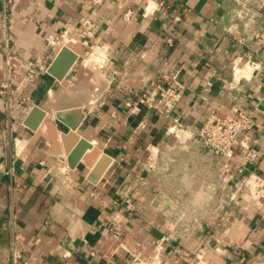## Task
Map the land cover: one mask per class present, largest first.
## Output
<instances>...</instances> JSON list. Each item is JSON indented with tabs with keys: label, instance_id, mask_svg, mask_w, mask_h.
Instances as JSON below:
<instances>
[{
	"label": "crops",
	"instance_id": "0c3cea01",
	"mask_svg": "<svg viewBox=\"0 0 264 264\" xmlns=\"http://www.w3.org/2000/svg\"><path fill=\"white\" fill-rule=\"evenodd\" d=\"M62 34L106 54L108 85L90 109H77L84 117L71 147L91 146L80 133L96 129L103 148L92 165L82 160L87 150L69 166L60 140L68 128L56 112L62 155L36 133L45 116L35 131L23 124L34 104L78 77L73 68L62 81L47 73L57 47L46 39ZM236 57L253 66L235 67ZM261 61L264 0H0V82L11 76L13 90L10 102L0 97V264H264ZM164 76L184 87L170 113L134 105ZM237 110L253 116L255 157L241 173L169 132H196L213 112ZM165 151L175 164L168 190L189 183L187 197L156 194L154 164ZM102 155L109 161L92 182Z\"/></svg>",
	"mask_w": 264,
	"mask_h": 264
},
{
	"label": "built area",
	"instance_id": "2783aa9c",
	"mask_svg": "<svg viewBox=\"0 0 264 264\" xmlns=\"http://www.w3.org/2000/svg\"><path fill=\"white\" fill-rule=\"evenodd\" d=\"M162 5L160 3L159 8ZM64 35L66 34H62L60 37H48L46 45L54 47L56 43L62 40ZM241 62L245 63V65L250 64L253 66L250 58L236 57L235 67ZM254 66L264 71V61L258 62ZM8 69L13 71L14 67L8 66ZM166 78L165 76L162 77V81L156 85L155 92L150 95L143 94L134 105L147 103L150 107H161V110L165 113H170L180 101L184 87L173 77L169 84H165L164 80ZM11 81V76H7L6 79L0 82V97L5 99L6 102L11 101L10 98L13 93ZM252 127L253 116L244 111L237 110L223 116H219L213 112L196 132L187 131L182 126H177L176 129L183 133L188 132L187 140L196 142L204 153L211 155L217 162H235L237 164L236 171L241 173L245 166L255 157V151L250 148L248 143ZM246 178L247 182L245 184L249 182L250 176H246ZM229 179H232V175L229 176ZM164 241V238L156 241L157 249L161 248Z\"/></svg>",
	"mask_w": 264,
	"mask_h": 264
},
{
	"label": "bare ground",
	"instance_id": "6f19581e",
	"mask_svg": "<svg viewBox=\"0 0 264 264\" xmlns=\"http://www.w3.org/2000/svg\"><path fill=\"white\" fill-rule=\"evenodd\" d=\"M55 46L57 47V48L55 47L56 51H58L59 48L62 46V47L68 48L77 57L78 56L80 57L81 55L83 56L85 55V63L83 62L84 67H83V73L81 76L80 75L78 77L75 76L76 78H74L72 82L69 81V83H65V82L62 83L61 86H59L60 88L58 87L57 91H50L40 106V109L45 112V118L42 124L40 123L41 126L38 128L36 133L37 135H42L43 138L50 143L49 153L50 155L52 154V156L63 153L61 152L60 150L61 148H59L60 146L58 145L60 131L58 132L55 129L53 125V121H52L55 112L63 110V109H85V110L90 109L92 107V104H94V102L98 100V98L101 96L102 92L106 89L108 85V81L104 79L105 76L103 77V75H101V72H100V69L106 63V55H105L104 50H102L101 48H98L99 51L96 50L95 52V50H93V52L87 54L82 49L80 42L71 37H65L63 39V42H61L60 44L56 43ZM74 67L75 65H73L72 68ZM248 67H251V66H248ZM171 131L172 129L169 130V132ZM95 133H96V129H92V128L85 129L84 131H81L80 133L81 137L86 139L91 144V149L87 151L86 155L82 159L85 163L89 165H92V163L100 156L99 150L103 148V146L100 143H98ZM187 137H188V133H185L184 135L179 136V138L183 142L184 141L186 142V140L188 139ZM23 143L24 142L22 141L16 142V148L19 154L23 151L22 150L24 148L23 146H25L23 145ZM21 154L23 155V153ZM21 154L19 157H21ZM155 154H156V149L154 147L149 149L148 158L152 160ZM27 156L25 157L27 158ZM61 157H64L63 159H65V156H61ZM65 161L63 160V162ZM250 184L252 186V189H254L256 186V183L254 181H251Z\"/></svg>",
	"mask_w": 264,
	"mask_h": 264
},
{
	"label": "water",
	"instance_id": "95a60500",
	"mask_svg": "<svg viewBox=\"0 0 264 264\" xmlns=\"http://www.w3.org/2000/svg\"><path fill=\"white\" fill-rule=\"evenodd\" d=\"M77 60V56L66 47H61L47 68V73L52 75L57 81H62L66 74L72 69ZM44 112L38 107L33 106L25 118L23 124L30 130H37L39 124L44 118ZM56 118L63 123L68 130L60 133V140L63 145L64 153L68 157L70 167H73L80 160L85 151L91 149V146L85 141H80L78 147L72 150V144L79 140L76 133L77 127L82 120L80 110L58 111ZM72 118V119H71ZM109 158L102 155L89 174L90 181L94 182L103 172Z\"/></svg>",
	"mask_w": 264,
	"mask_h": 264
},
{
	"label": "rangeland",
	"instance_id": "374dc122",
	"mask_svg": "<svg viewBox=\"0 0 264 264\" xmlns=\"http://www.w3.org/2000/svg\"><path fill=\"white\" fill-rule=\"evenodd\" d=\"M65 37H68V36H64L63 38H62V41L61 42H63V39L65 38ZM58 44V43H57ZM80 45H81V47H82V49L84 50V52L85 53H91V52H93V50H95V52H96V50L97 51H99L98 50V47L97 46H92V47H90V45H87L86 44V42H84L83 41V43H80ZM95 48H97V49H95ZM106 55V54H105ZM81 58H80V60L78 61V63H77V65H75V67L73 68V69H76V71H77V75L79 76H81L82 75V73H83V67H84V64H83V62L85 63V55L83 56V55H81L80 56ZM81 66V67H80ZM84 70H86V69H84ZM100 72H101V75H103V77H104V79L106 80V81H108V78L106 77V75H105V72H106V63H105V65H103V67L100 69ZM75 73V72H74ZM173 135H184L185 133H188V132H182V131H178L177 129H174L173 130ZM178 140V139H177ZM183 142V141H182ZM192 142V144L194 145V146H196L197 145V143L196 142H194V141H191ZM23 145H24V143H23ZM198 146V145H197ZM24 148L22 149L23 151L21 152V153H23V155H25V154H27V152H26V150H24V149H27V147L25 148V146H23ZM199 147V146H198ZM168 150V149H167ZM28 151V150H27ZM19 153V152H18ZM25 153V154H24ZM165 154H163V155H160L158 158H157V160H159V164H158V166H155L156 164H154V177H155V179H158L159 181H160V190L156 193L157 194V196L158 197H161V198H166V199H170V198H172V196L173 195H175L176 197H187V193H189L188 191H187V189H190L189 188V183H183L182 185L179 183V185H175V187H176V194H175V191H174V189L173 190H168V187H169V184H168V177H171L172 176V174H169V171H168V168L169 167H172L173 166V162H168L169 160H168V151H165L164 152ZM180 153H183V152H180ZM22 155V154H21ZM180 155H182V154H180ZM182 162H183V159H182ZM180 163V162H179ZM178 163H176V165H177ZM175 165V164H174ZM188 166H190V165H188ZM158 167V168H157ZM183 178V177H182ZM253 181V180H252ZM245 182H247V180H245L244 181V184H245ZM251 182V181H250ZM250 182L249 183H247V185H248V187L249 188H252V186H251V184H250ZM179 188H181V189H179ZM254 193V192H253ZM177 213H182L183 212V209H182V207H177Z\"/></svg>",
	"mask_w": 264,
	"mask_h": 264
}]
</instances>
